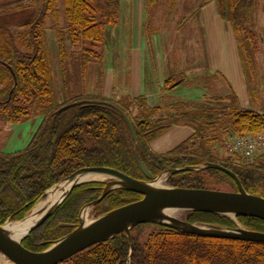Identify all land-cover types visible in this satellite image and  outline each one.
I'll return each mask as SVG.
<instances>
[{"label": "trees", "instance_id": "16d2710c", "mask_svg": "<svg viewBox=\"0 0 264 264\" xmlns=\"http://www.w3.org/2000/svg\"><path fill=\"white\" fill-rule=\"evenodd\" d=\"M58 1L39 0L35 20L16 31L0 26V124L42 117L24 150L12 154L0 150V226L22 221L46 191L82 169L106 168L147 181L136 157L153 179L168 172L166 186L170 188L206 190L221 186L237 192L234 180L225 173L202 169L212 164L232 172L247 194L264 199V158L246 162L229 152L228 142L217 136L218 131L228 132L232 138L264 131V112L241 108L233 92L201 104L172 102L166 107L152 104L144 96H125L115 101L84 92L59 102L44 42V18H54L61 2L69 42L78 48L85 66L92 61L102 62V53L95 49L104 46L106 28L117 24L121 0ZM212 1L220 18L230 25L240 61L246 65L248 77L254 78L253 83L259 33L254 30L252 18L261 0ZM160 2L147 0V11L153 12ZM58 51L63 91L67 94V50L63 43ZM246 82L249 91L252 86ZM175 83L168 79L164 88L173 89ZM225 101L228 104L222 108L212 106V102ZM73 104L77 105L59 112ZM119 111L129 119L135 141ZM180 126L193 131L186 142L165 154L151 152L150 145L159 136ZM105 187L102 182L75 187L51 217L22 240V247L40 253L75 231L81 211L95 202ZM141 199L129 190L115 189L92 207L93 213L98 218ZM183 221L232 230L239 225L247 231L264 233V222L250 217H237L236 224L221 214L188 211ZM147 228L152 230L145 233ZM61 264H264V244L144 224L134 227L129 237L120 233Z\"/></svg>", "mask_w": 264, "mask_h": 264}, {"label": "rangeland", "instance_id": "374dc122", "mask_svg": "<svg viewBox=\"0 0 264 264\" xmlns=\"http://www.w3.org/2000/svg\"><path fill=\"white\" fill-rule=\"evenodd\" d=\"M179 1V2H178ZM205 0H161V2L152 11H147L149 19H168L166 32H157L158 26H162V22L155 21L150 26V30H145L142 45L145 48L160 47L165 52L178 53L179 50L186 54L190 53V57L180 55H166L165 59L169 66L171 60L174 63L184 67V74H176L172 81H182L179 86L170 91L169 97H163L159 102L163 107L172 102H187L190 105L201 104L208 101L209 98H224L231 95L230 85L217 74L205 72V62L203 53V29L200 19L198 5ZM60 2V0L58 1ZM172 2L175 4H172ZM131 0H121L120 9L115 26H108L105 31L106 41L103 47H98L95 51L101 52L103 55L102 62H94L82 64V58L78 48L71 45L67 34V25L64 18V11L61 2L57 5L58 13L54 18L47 16L44 18L46 31L44 33V42L46 52L50 63V74L52 78L53 88L56 98L62 102L66 96H73L79 92L86 94L98 95L103 91V77L106 70L116 68L124 72L128 63L129 51L134 50L135 41L132 39L133 19ZM39 0H0V26L9 27L16 31L23 26L35 20ZM254 30L259 33V41H257L258 52L255 57L256 78L248 77V69L246 65L245 75L249 82L250 92L249 109L264 112V0L260 1L259 6L253 14ZM156 25V26H155ZM159 25V26H160ZM180 25V27H178ZM183 27V28H181ZM176 28H179L177 33ZM181 28V29H180ZM185 28V30H184ZM183 29V30H182ZM153 36H156L154 41ZM60 43L65 45L67 50V58L64 67L67 71V94L63 91V77L61 73V64L58 46ZM73 53L74 56H73ZM188 56V55H187ZM186 59L185 63L184 60ZM243 60V59H242ZM174 64V66H175ZM242 65V63H241ZM84 66V67H83ZM180 66V67H181ZM82 68L84 72L82 73ZM175 68H177L175 66ZM120 88V87H118ZM248 89V85H247ZM117 91V89H115ZM118 92V91H117ZM166 91H164L165 93ZM124 96V95H121ZM158 102H156L157 104ZM215 107L222 108L228 104L225 102H212ZM241 107V105L239 104ZM242 108V107H241ZM246 108V109H248ZM42 117L35 116L28 121L15 124H0V150L6 154H12L24 150L30 140L36 133ZM218 138L224 143L232 141L234 138L228 132L218 131ZM221 155L223 153H220ZM226 155V154H224ZM163 186H166V175H160ZM112 180H108L110 182ZM205 190V189H204ZM207 191L232 193L228 187H215L206 189ZM88 209V221H95L96 217L92 207ZM83 209V210H84ZM82 210V211H83ZM79 215V223L81 222V214ZM185 211H174L173 216L179 220H183ZM231 219L233 217L229 215ZM235 221V219H233ZM213 230H232V229H214ZM152 228L144 229L148 233ZM1 255V254H0ZM6 259V258H5ZM7 260V259H6ZM9 261V260H7ZM9 263H11L9 261ZM12 264V263H11Z\"/></svg>", "mask_w": 264, "mask_h": 264}, {"label": "water", "instance_id": "95a60500", "mask_svg": "<svg viewBox=\"0 0 264 264\" xmlns=\"http://www.w3.org/2000/svg\"><path fill=\"white\" fill-rule=\"evenodd\" d=\"M77 104L63 107L59 112ZM119 114L128 128L132 140L135 141V133L129 119L121 111H119ZM136 163L140 172L147 180L146 182L132 179L111 169H82L62 181L70 182L72 185L67 194L57 205L47 209L46 211H43V209L37 210L39 203L47 199L48 193L52 189L46 191L42 199L21 221L23 222L29 217L34 218L37 216L36 221L22 239L18 242H13L3 235L1 228L10 222L0 226V253L12 264H61L90 247L112 239L120 233H124L127 237H129L130 231L134 227L144 224L163 225L174 228L185 234L264 244V233H255L243 229L226 231L204 230L164 214L167 210L197 211L221 214L224 216L233 215V218L250 217L264 222V199L247 194L241 187L237 177L229 170L212 164L202 168L216 169L228 175L234 180L237 186V192L226 193L199 189H176L169 187L154 188L151 184L156 182L160 176L153 179V176L148 172L141 160L137 157ZM84 174H99L106 177L108 180H112L107 183L102 195L87 207H93L94 205L99 204L104 197L115 189L129 190L142 196V199L105 214L84 228H81L80 222V225H78L75 231L53 244L44 252L34 253L23 248L21 245L22 240L32 231L42 226L75 187L84 184L80 182V176ZM161 220H168L171 224L162 222Z\"/></svg>", "mask_w": 264, "mask_h": 264}, {"label": "crops", "instance_id": "0c3cea01", "mask_svg": "<svg viewBox=\"0 0 264 264\" xmlns=\"http://www.w3.org/2000/svg\"><path fill=\"white\" fill-rule=\"evenodd\" d=\"M131 2L133 19L130 20L133 22L134 50L129 51L128 63L124 72H121L120 69L117 71L116 68L106 70L103 77V91L99 97L116 101L125 96L131 98L144 96L148 102L156 104V102H161L163 97H169L170 91H173V89L166 90L164 88L165 82L174 78L178 73L184 74L185 65H177L172 59L168 66L166 55H180L186 58L190 57V53L186 54L179 50L178 53L173 54L170 51L165 52L160 47H143L141 40L145 30H150L152 23L159 21L163 24L162 26L156 24L158 29L155 30L166 32L168 19H149L146 13L147 0H131ZM198 10L203 29L204 70L210 74H217L225 80L230 85L231 92L236 95L241 107L246 109L250 105L249 94L233 31L230 25L220 18L216 4L212 0L201 1ZM165 27L166 29H164ZM178 29L176 28L177 33L180 32ZM156 38L153 36L154 41ZM185 61L186 59L184 63ZM164 91L166 92L164 93ZM192 134L193 131L188 127H173L159 136L150 145V150L158 155L168 153L186 142Z\"/></svg>", "mask_w": 264, "mask_h": 264}, {"label": "bare ground", "instance_id": "6f19581e", "mask_svg": "<svg viewBox=\"0 0 264 264\" xmlns=\"http://www.w3.org/2000/svg\"><path fill=\"white\" fill-rule=\"evenodd\" d=\"M80 182L81 183H91V182H99V181H104L106 180V177L99 175V174H84L80 176ZM72 183L70 182H61L58 184V186L54 187L51 191L48 193L47 199L41 201L37 207L38 209H43V211L57 205L63 197L67 194L69 191V188L71 187ZM154 188H164L162 180L158 179L156 182L151 184ZM174 210H167L164 212L165 215L173 216ZM233 217V215H231ZM81 228H84L91 224V221H88V209H84L81 214ZM36 217H29L25 221L20 222V223H9L5 225L3 228H1V232L3 233L4 236H6L9 240L13 242H18L20 239H22L31 226L34 224L36 221ZM235 219V218H233ZM162 222L171 224L168 220H161ZM179 226V225H177ZM181 227V226H179ZM183 228V227H182ZM0 264H11L9 261L5 259V257L1 254L0 255Z\"/></svg>", "mask_w": 264, "mask_h": 264}, {"label": "built area", "instance_id": "2783aa9c", "mask_svg": "<svg viewBox=\"0 0 264 264\" xmlns=\"http://www.w3.org/2000/svg\"><path fill=\"white\" fill-rule=\"evenodd\" d=\"M230 151L247 162L264 155V132L236 138Z\"/></svg>", "mask_w": 264, "mask_h": 264}]
</instances>
